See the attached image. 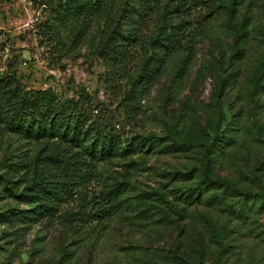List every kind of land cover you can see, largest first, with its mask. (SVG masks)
<instances>
[{"label":"rangeland","instance_id":"1","mask_svg":"<svg viewBox=\"0 0 264 264\" xmlns=\"http://www.w3.org/2000/svg\"><path fill=\"white\" fill-rule=\"evenodd\" d=\"M39 92L72 125L11 127ZM41 180L57 211L11 219ZM0 264H264V0H0Z\"/></svg>","mask_w":264,"mask_h":264},{"label":"trees","instance_id":"2","mask_svg":"<svg viewBox=\"0 0 264 264\" xmlns=\"http://www.w3.org/2000/svg\"><path fill=\"white\" fill-rule=\"evenodd\" d=\"M160 35H165V33L163 34V32H161ZM64 111V107L58 106L52 95L48 94L47 92H39L32 100L29 98H23L20 101L18 108L15 109L10 115V125L13 128L28 125L42 133L53 132L57 127H60L62 122L68 120L71 124V120L68 119V116L66 113H64ZM62 127H66L68 135H73V131L71 130L72 128L65 125ZM75 127L76 129L74 131H76V134L77 132L78 134L82 132L80 127ZM96 138V143L98 145L95 146L100 148L102 153H119L123 141L117 135H114L112 132H107L105 129H99L96 132ZM214 141L215 142H213L212 147L219 145V142L228 143L232 141V138L229 137L228 142L219 139H215ZM133 145L134 144L132 142L127 145V147L133 148ZM127 147L124 148V151L128 150ZM84 159H86V157L83 156L81 152H75L72 149H70L66 154L63 155V158L60 159V161H63L61 162L63 165V173L67 178H69V181L73 186L85 184L92 176V163L89 164L85 162ZM204 183V187L201 186L196 188V192L200 196L205 195V193H207L212 187L217 185V183H214L211 180H206ZM219 184L222 185V187L225 186L228 191L232 189L223 183ZM35 185L36 187L32 188L30 191H27L28 194L22 195L20 200L22 202L25 201L27 203H33L35 202V198H37L45 202L40 206H36L35 209L29 211L13 212L12 215H10L11 219L16 220L17 222L29 220L32 221L36 215H40L41 217H50L57 211L55 202L58 196L56 194L60 193L62 190L56 189V194L48 196L45 194V192L47 188L51 187V184L47 183L45 180H41ZM97 199L99 200H91L88 202V207L90 209L89 212L85 214V216H87L86 221L88 223L95 221L102 223L107 217L112 215V212H110L112 198L110 200L105 199L104 195L101 194V196ZM28 214L31 215L28 216Z\"/></svg>","mask_w":264,"mask_h":264}]
</instances>
